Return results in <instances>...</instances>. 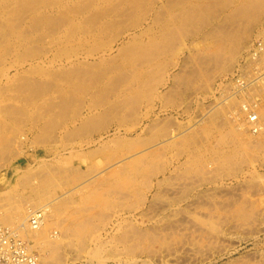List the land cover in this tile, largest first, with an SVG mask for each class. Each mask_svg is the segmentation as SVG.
<instances>
[{
  "label": "rangeland",
  "instance_id": "rangeland-1",
  "mask_svg": "<svg viewBox=\"0 0 264 264\" xmlns=\"http://www.w3.org/2000/svg\"><path fill=\"white\" fill-rule=\"evenodd\" d=\"M262 50L264 0H0V211L47 208L40 264L264 263Z\"/></svg>",
  "mask_w": 264,
  "mask_h": 264
},
{
  "label": "bare ground",
  "instance_id": "bare-ground-1",
  "mask_svg": "<svg viewBox=\"0 0 264 264\" xmlns=\"http://www.w3.org/2000/svg\"><path fill=\"white\" fill-rule=\"evenodd\" d=\"M253 51L256 52V50ZM263 51L264 50H262L261 52ZM262 56L264 57V52L259 54L260 58ZM239 79L241 81V78ZM239 79H237L236 81L237 91L244 92L245 90L248 89L249 85L247 84V82L246 83L239 82ZM256 87H258V85ZM242 114L245 116V119H244V123L241 124L243 121L242 122L240 121L241 122L240 124L243 126L245 133L246 132L248 133V134L246 133L247 135L250 136L257 135L264 130V119L262 118V116L259 115L258 110L257 112L255 111L252 113L246 110ZM236 124H238V122ZM46 215H47L46 207H39L38 209H32L31 211H28L27 214L28 217H26L27 220H25L24 223H22L21 225L15 227L7 222V219L0 211V264H40V255L32 245L31 241L26 237L27 233L25 234V232L28 230L37 231L41 229V227H43L45 224Z\"/></svg>",
  "mask_w": 264,
  "mask_h": 264
}]
</instances>
